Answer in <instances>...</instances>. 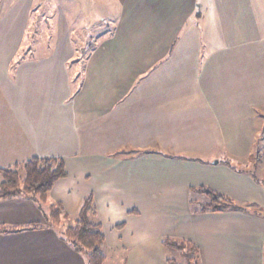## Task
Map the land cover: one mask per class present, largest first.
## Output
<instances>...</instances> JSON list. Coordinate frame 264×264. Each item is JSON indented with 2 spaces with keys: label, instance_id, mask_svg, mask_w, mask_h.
<instances>
[{
  "label": "crops",
  "instance_id": "crops-1",
  "mask_svg": "<svg viewBox=\"0 0 264 264\" xmlns=\"http://www.w3.org/2000/svg\"><path fill=\"white\" fill-rule=\"evenodd\" d=\"M5 1L0 191L3 170L33 158L60 159L66 175L44 204L22 193L0 197V264H86L62 232L87 195L101 224L105 258L170 264L176 259L169 251H179L163 240L174 239L194 246L198 264H264V183L250 171L251 157L234 155L231 165L180 153L198 144L186 130L211 129L197 122L216 119L211 94L197 76L201 47L221 42L225 53H262L264 25L252 0H99L106 15L78 33L88 42L73 39L77 31L64 13L65 19L44 26L40 47H29L33 0ZM220 139L213 142L218 146ZM180 145L186 148L174 147ZM201 186L257 211L197 213L191 189ZM54 204L67 216L59 227L47 220Z\"/></svg>",
  "mask_w": 264,
  "mask_h": 264
},
{
  "label": "rangeland",
  "instance_id": "rangeland-1",
  "mask_svg": "<svg viewBox=\"0 0 264 264\" xmlns=\"http://www.w3.org/2000/svg\"><path fill=\"white\" fill-rule=\"evenodd\" d=\"M3 1L2 9L4 10L8 2ZM252 3L257 22L259 25H264V0H252ZM31 4L34 9L31 11L32 16L28 18L27 25L31 24L35 32L31 31L34 38L30 40L28 38L29 41H32L30 45L25 44L29 47H40V40L45 32L44 26H54L59 19H65L64 13L68 15L69 18L66 19L71 27H75L77 31L73 39L78 41L82 39L84 42H88L83 33H78L94 28L102 14L106 15L104 11H108V7L103 9L99 0H33ZM208 33L212 34L213 32ZM208 33L204 34L208 35ZM204 34L200 38L206 43ZM35 36L37 37L35 38ZM217 37L220 40L219 34H216L215 38ZM220 43L213 45L209 50L202 46L201 57L197 60V76L202 75V90L211 94L209 100L212 112L216 117L212 124L204 120L197 123L201 126L211 125L214 127L203 128L197 132L196 130H186L188 134L197 136L198 144L193 145L190 151L187 149L180 153L191 159H207L211 163L225 161L231 165L235 163L232 161L234 155L251 157V160H248L250 171L264 183V78L257 80L258 75L264 73V67H260V65H264V59L261 61L264 58V46H261L262 53L259 49L254 51V49L246 48L243 52L244 48H237L225 53L222 52L223 46ZM25 48L27 47H23L21 51L26 50ZM208 58L211 61L205 68ZM190 70L187 69L188 74L193 73ZM215 137H221L218 146L213 142ZM205 141L209 142L204 143ZM197 146L202 147L199 149L204 148L201 153L197 152L199 150ZM174 147L186 148L185 145ZM172 149L175 148L172 147ZM121 155H125V152H122ZM247 167L248 165H240V168L248 169ZM20 174L22 175L21 172ZM185 252L180 251L177 254L170 250L169 255L176 259L177 264H193L192 261H185L183 257ZM106 259L105 264H121L123 260L122 257L114 258L112 255L107 256Z\"/></svg>",
  "mask_w": 264,
  "mask_h": 264
},
{
  "label": "trees",
  "instance_id": "trees-1",
  "mask_svg": "<svg viewBox=\"0 0 264 264\" xmlns=\"http://www.w3.org/2000/svg\"><path fill=\"white\" fill-rule=\"evenodd\" d=\"M22 173V175L20 174ZM3 182L1 184V196H11L15 193H22L36 199L44 204L48 192L53 184L64 178L66 173L64 164L60 159H38L33 158L15 168L3 170ZM197 191L198 197L190 201L193 210L197 213H217L225 210H243L257 208L251 204L238 205L231 199L203 186L191 189ZM196 194V193H195ZM199 194L202 197L199 199ZM255 211V212H256ZM67 218L59 204L49 207L47 220L53 227H59L62 219ZM63 240L73 249L83 255L86 264H105L103 248L105 238L101 231V224L97 218V211L91 195L82 199L81 205L74 217V223L62 232ZM163 245L177 251H186L184 259L186 262L196 263V249L193 245L183 240L165 239ZM170 264H177L168 260Z\"/></svg>",
  "mask_w": 264,
  "mask_h": 264
},
{
  "label": "water",
  "instance_id": "water-1",
  "mask_svg": "<svg viewBox=\"0 0 264 264\" xmlns=\"http://www.w3.org/2000/svg\"><path fill=\"white\" fill-rule=\"evenodd\" d=\"M215 163H217V161Z\"/></svg>",
  "mask_w": 264,
  "mask_h": 264
}]
</instances>
